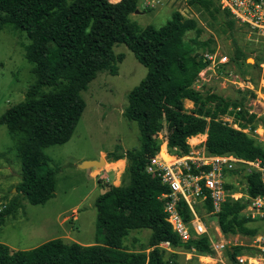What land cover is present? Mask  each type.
<instances>
[{
  "label": "trees",
  "instance_id": "16d2710c",
  "mask_svg": "<svg viewBox=\"0 0 264 264\" xmlns=\"http://www.w3.org/2000/svg\"><path fill=\"white\" fill-rule=\"evenodd\" d=\"M138 3L139 0H0V30L10 26L25 32L28 43L24 45V57L32 64L34 75L23 99L0 115V124L15 140L21 170L15 186L17 193L0 210V228L22 206L19 195L31 204H43L55 195V170L44 149L69 140L85 107L81 92L96 75L102 71L117 74L123 55L115 54L113 46L123 43L147 69L127 93L123 111L124 117L138 127L139 145L122 153H109L110 161L123 157L127 160L121 182L110 184L94 202L96 228L102 239L83 245L54 237L28 249H12L0 241V264H178L175 252L165 256L158 246L165 240L174 250L194 248L197 254L213 253L207 235L182 242L172 231L158 198L166 187L147 173L145 166L158 150V133L169 151L176 147L186 152L187 138L201 133L206 134L203 145L207 152L233 153L244 159L262 156L264 148L251 135L220 118L237 109L235 121L254 127L261 120L256 116L260 106L252 105L255 94L246 88L238 90L241 96L236 97L195 89L199 72L208 65L204 52L215 49L210 46L213 37L200 38L204 28L198 20L186 18L178 10L161 27H142L130 17ZM185 3L207 13L212 20L221 14L227 30H235V20L217 0ZM191 30L194 35L187 38ZM232 41L230 60L244 63L248 55L235 38ZM255 60L249 66H258L261 71L262 58ZM185 100H190L193 108L187 109ZM241 177L250 195L264 194L256 172ZM205 205L209 211V202ZM245 205L243 198L227 197L220 211L211 216L224 235L251 236L262 229L255 220L245 217ZM179 209L188 220L184 202ZM145 228L151 230L146 245L139 249L124 246L123 238L129 231ZM244 249L247 250L241 245L231 246L227 253L232 258Z\"/></svg>",
  "mask_w": 264,
  "mask_h": 264
},
{
  "label": "rangeland",
  "instance_id": "374dc122",
  "mask_svg": "<svg viewBox=\"0 0 264 264\" xmlns=\"http://www.w3.org/2000/svg\"><path fill=\"white\" fill-rule=\"evenodd\" d=\"M137 9L139 12L131 13L130 17L142 27L148 24L161 27L174 10L182 12L186 18H196L204 28L200 38L212 36L214 41L210 46L227 55L228 63L224 66H208L199 72L193 84L195 89L236 97L241 96L238 90L245 88L246 83L258 88L264 70L260 71L258 66L250 67L249 64H254L257 58L263 60L264 44L247 27L236 23L235 30L230 33L222 23L221 14L212 20L207 13L187 6L185 0H168L164 4L156 3V0H139ZM193 35L191 30L186 37ZM233 38L248 55L244 63L230 60L234 51ZM27 43L24 31L10 26L0 30V115L23 99L27 87L34 80L32 64L24 57V45ZM113 51L123 55L122 61L118 62L117 74L102 71L96 75L87 89L81 92L85 107L69 140L44 149L50 158V167L55 170V195L43 204H31L19 195L22 206L15 216L6 218L0 228V241L8 246L30 248L56 236H66V241H70V238L81 241L102 239V234L96 228L94 202L100 194V186L104 185L107 189L110 185L111 181L105 179L109 171L117 170V175L120 174L122 163L108 164L109 153H122L139 145L138 127L134 121L124 117L123 111L127 93L147 72L146 67L137 61L123 43L115 44ZM228 72L231 74L228 75ZM233 80L240 81L243 88L238 83L233 84ZM260 87L264 94V83ZM184 105L187 109L193 108L190 100H185ZM259 106L261 111L257 113L260 114V123L264 125L262 106ZM236 111L233 110L234 114L230 115L232 120L238 116ZM100 157L107 164L84 168L94 170L91 176L77 166L83 160H98ZM20 172L15 140L6 126L0 124V210L17 193L15 186L20 179ZM109 178H112L111 174ZM235 179L233 177L231 182ZM212 220L216 222L215 218L208 219V222ZM150 233L148 228L131 230L123 238V244L129 249H139L140 245L147 244ZM228 239L243 245L251 242V236L242 234H230ZM159 247L164 250L165 256L175 252L178 264H210L200 262L194 256L186 258L181 249ZM203 260L208 261L205 258Z\"/></svg>",
  "mask_w": 264,
  "mask_h": 264
},
{
  "label": "built area",
  "instance_id": "2783aa9c",
  "mask_svg": "<svg viewBox=\"0 0 264 264\" xmlns=\"http://www.w3.org/2000/svg\"><path fill=\"white\" fill-rule=\"evenodd\" d=\"M118 1V0H112ZM168 0H156V3L164 4ZM221 9L227 10L236 23L247 27L264 44V0H217ZM210 68L215 65L228 63V57L216 48L203 54ZM264 70V58L259 63ZM213 69V68H212ZM231 73L228 72V75ZM241 86L240 81H232ZM260 84L255 89L254 84H245L255 94L252 105H261L264 115V94L261 93V84L264 83L263 75L260 76ZM250 87V88H249ZM243 88V87H242ZM243 88V89H245ZM263 102H262V101ZM253 111L252 109L249 112ZM261 111V110H259ZM256 112V116L259 117ZM229 126L251 135L264 148V125L262 123L252 127L251 124L241 125V121H235L230 115L220 117ZM160 140L158 150L149 159L145 171L159 180L166 191L158 198L162 200L165 220L169 223L180 241L185 242L192 237L207 235L212 254H197L194 248L182 250L186 258L195 256L200 262L210 264H264V194L250 195L247 191V183L241 177L245 173L256 172L259 181L264 187V154L253 159H244L233 153H210L204 148L206 134H196L187 138L188 149L186 152L174 147L169 151L166 141L161 134H157ZM236 170V172H234ZM236 177L234 182L232 178ZM228 185H232L228 188ZM230 197L234 200L243 198L246 202L242 212L246 218L255 220L262 226L256 234L251 235V242L238 244L228 239L219 226L212 227L208 219L216 215L224 200ZM209 202L210 210H205V203ZM184 202L188 208L189 219L185 220L179 205ZM241 245L247 248L230 257L227 249L231 246ZM158 246L169 247V241L165 240ZM208 259V261L203 260Z\"/></svg>",
  "mask_w": 264,
  "mask_h": 264
},
{
  "label": "crops",
  "instance_id": "0c3cea01",
  "mask_svg": "<svg viewBox=\"0 0 264 264\" xmlns=\"http://www.w3.org/2000/svg\"><path fill=\"white\" fill-rule=\"evenodd\" d=\"M126 158L125 157H123V158H120V159H118V160H115V161H110L108 164H115V163H118V162H121L122 163V165H121V170L119 171V173L121 174V172L123 171V169H124V167H125V164H126ZM105 163L107 164V162L105 161ZM84 171L87 173V174H90V176H91V173H93L94 172V170H91V169H84ZM110 173H109V175L111 174L112 175V178L110 179L109 178V175H107L106 176V180H109V181H111L110 182V184H113V185H119V181H120V174H119V176L117 175V170H110L109 171ZM104 186V185H103ZM103 186H100V188H101V190H100V192L99 193H102V192H104L106 189V187H103ZM211 217V216H210ZM212 218V217H211ZM213 219V218H212ZM211 223V225H212V227H216L218 224L216 223V222H214L213 220L210 222ZM56 237H61V236H56ZM61 238H63V237H61ZM64 238H66V236L64 237ZM63 238V239H64ZM46 240H48V239H45L44 241H46ZM43 241V242H44ZM70 241H76V242H78V243H80V244H83V245H90V244H94L95 243V241H81V240H78V239H74V238H70ZM40 244V243H39ZM38 245V244H37ZM36 246V245H35ZM9 247H11V246H9ZM12 249H18L17 247H11ZM30 248H32V247H30ZM21 249H28V248H21ZM193 257V256H192ZM195 257V256H194ZM197 258V257H196Z\"/></svg>",
  "mask_w": 264,
  "mask_h": 264
},
{
  "label": "water",
  "instance_id": "95a60500",
  "mask_svg": "<svg viewBox=\"0 0 264 264\" xmlns=\"http://www.w3.org/2000/svg\"><path fill=\"white\" fill-rule=\"evenodd\" d=\"M139 12L138 9H135L134 13ZM105 163V159L103 157H100L98 160H83L80 163L77 164V166L81 169L92 167V166H100L101 164Z\"/></svg>",
  "mask_w": 264,
  "mask_h": 264
},
{
  "label": "bare ground",
  "instance_id": "6f19581e",
  "mask_svg": "<svg viewBox=\"0 0 264 264\" xmlns=\"http://www.w3.org/2000/svg\"><path fill=\"white\" fill-rule=\"evenodd\" d=\"M180 12V11H179ZM182 14V12H180ZM183 15V14H182ZM119 165V164H118Z\"/></svg>",
  "mask_w": 264,
  "mask_h": 264
}]
</instances>
